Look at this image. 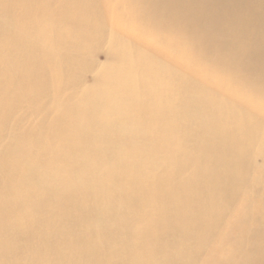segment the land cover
<instances>
[{"label": "bare ground", "instance_id": "bare-ground-1", "mask_svg": "<svg viewBox=\"0 0 264 264\" xmlns=\"http://www.w3.org/2000/svg\"><path fill=\"white\" fill-rule=\"evenodd\" d=\"M99 1L0 0V264H197L264 153V0Z\"/></svg>", "mask_w": 264, "mask_h": 264}, {"label": "rangeland", "instance_id": "rangeland-1", "mask_svg": "<svg viewBox=\"0 0 264 264\" xmlns=\"http://www.w3.org/2000/svg\"><path fill=\"white\" fill-rule=\"evenodd\" d=\"M103 0H100V8L105 7L102 5ZM105 11V8H103ZM105 15V12L103 13ZM105 18L106 15H105ZM105 23L109 26L108 19H105ZM113 29V28H112ZM114 31V30H113ZM116 35L124 36L123 39L131 41L132 39L120 32L114 31ZM129 38V39H128ZM135 41V40H134ZM137 42V41H136ZM139 43V42H137ZM140 44V43H139ZM136 45V44H135ZM155 57H161L160 55L151 53ZM188 74V73H187ZM190 75V74H189ZM194 76V75H193ZM203 83L202 79L199 81ZM85 84L92 85L93 79L92 77H87L85 79ZM215 92V88H212ZM219 94V93H218ZM247 111L252 113L255 116H261L249 107H245ZM262 119H264L262 117ZM246 204L244 211H242V220L245 225L243 233L236 239V236L232 237L229 244L231 245V255L234 254L233 258H230V255L227 257L229 260L234 262V264H264V153L261 157H258L254 165L251 167L248 179L245 180L244 189L241 193L236 196L235 199L231 203V211L227 213L226 218H224L225 222L222 223L212 236L210 242L208 243L204 254L199 259L197 264H203L207 255L216 244V240L220 233H224V229L230 223V220L233 218L237 210ZM206 253V255H205ZM227 260V259H226Z\"/></svg>", "mask_w": 264, "mask_h": 264}]
</instances>
